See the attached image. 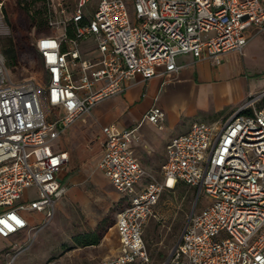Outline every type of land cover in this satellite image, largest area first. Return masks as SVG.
I'll use <instances>...</instances> for the list:
<instances>
[{"label":"built area","instance_id":"obj_1","mask_svg":"<svg viewBox=\"0 0 264 264\" xmlns=\"http://www.w3.org/2000/svg\"><path fill=\"white\" fill-rule=\"evenodd\" d=\"M51 1L50 25L60 34L36 40L45 72L41 81L13 82L0 51L3 239L31 227L23 212L43 215L40 227L53 218L66 192L60 176L69 164L59 139L96 105L124 93L136 78L163 77L166 85L180 71V56L219 66L223 54H242L251 33L264 32V0ZM56 14L64 17L57 20ZM88 41L95 47L82 50ZM261 101L264 92L220 126L195 122L172 138L160 181L131 148L137 128H102L104 152L96 168L124 198L114 225L117 254L99 264H152L146 226L163 192L180 183L196 189L197 199L204 193L208 204L190 214L164 264H264V104L256 106ZM144 119L162 129L166 113L156 103ZM28 189L36 194L27 198Z\"/></svg>","mask_w":264,"mask_h":264},{"label":"rangeland","instance_id":"obj_2","mask_svg":"<svg viewBox=\"0 0 264 264\" xmlns=\"http://www.w3.org/2000/svg\"><path fill=\"white\" fill-rule=\"evenodd\" d=\"M0 3L3 4L0 9V51L11 42L21 56L20 64L15 70L8 68L12 81H41L43 71L32 45L41 36L59 35L60 32L50 25L49 16L48 25L43 26L40 23L31 33L21 29L20 23L28 22L30 14H39L42 17L44 11L48 12L49 8H52V1L0 0ZM60 17L64 16H54L57 20ZM251 34L252 37L242 54L237 51L223 54V62L218 66L216 75L220 84L227 80L242 83V96L236 84L233 88L220 92L217 88L208 87L203 82L206 78L200 71L198 74L201 77L199 76L195 85L197 87L186 82L179 74L170 75L167 77L168 83L160 89L159 98L168 119L178 112L180 120L168 129L167 119L166 130L162 134L168 133L170 137L179 133L185 134L195 122L212 128L220 126L239 105L264 92V32ZM94 47L95 43L92 41L81 46L82 50ZM151 81L152 79L140 81L134 85L142 87L145 101L154 97L161 83V79L154 81L153 85ZM127 94L112 97L104 102L115 101ZM262 104L263 101L258 102L256 106ZM100 125L95 121H86L84 126L72 135L73 139H69L75 171L80 167L84 168L76 171L73 182L70 183L69 177L65 178L66 192L57 200L53 218L44 223V226H36L42 224L38 214L27 212V217L35 225L26 230L28 240L25 244L13 242L10 250L7 249L10 256L5 261H9L8 264H99L103 259L117 254L119 237L114 223L122 208L124 195L114 189L91 163L79 165L80 157L89 154L90 146L97 141ZM151 156V166H147V171L160 181L162 166L165 163L164 149L155 153L152 151ZM141 184L138 183L137 187ZM25 194L29 198L36 194V191L28 189ZM207 204L208 198L204 193L197 199L196 189L183 183L163 192L156 206V217L150 220L144 233L152 264L166 262L178 243L193 208L199 211ZM94 241L96 242L93 243Z\"/></svg>","mask_w":264,"mask_h":264},{"label":"crops","instance_id":"obj_3","mask_svg":"<svg viewBox=\"0 0 264 264\" xmlns=\"http://www.w3.org/2000/svg\"><path fill=\"white\" fill-rule=\"evenodd\" d=\"M222 62L223 61L221 60L220 65H222ZM177 65L180 67V71L178 74L182 76L186 80V82H190L193 87H197L195 85L197 79L201 77L198 74V71H200L205 76L206 80H204L203 82L206 83L208 87L217 88V90L220 92L227 89H231L236 84L237 85L236 88L241 93L240 94L241 96L244 92L243 84L237 80H234V82L232 80H227L223 84L218 83L216 80L217 78L216 75L218 73L219 68L218 66H215L212 62L198 60L194 58L192 55H185L177 58ZM160 79H161L160 86L153 98L150 97L151 99L145 101V99L143 98L144 93L142 94V87L134 86L135 83L141 81L140 78H136L127 85V90L121 94L123 95L125 93L126 94L128 93L126 96H124L123 98L116 99L115 101L101 102L92 109L91 115H86L81 117L75 124H73L66 131V133L59 139L58 142L59 149L68 152L69 155L68 167L66 168L64 173L60 176V181L61 183H63L64 186L67 185L65 183L66 177L70 178V183H71L74 180V174L76 173V171H80L84 168V167H80L78 170L75 171L76 168L74 167L75 163L73 161V156H71V152H70L71 146L69 139L70 140L73 139L72 135L77 132L78 128L84 126V123L86 121L87 122L95 121L101 125L99 126V135L97 141L90 146L89 154H86L84 156L82 155L80 157L79 159L80 166H85L88 163H91L92 166H94L95 168L97 167L98 161L104 152V137L102 134V128L109 125H115L119 131H124L130 128H137L136 139L133 141L131 148L136 158L138 159L139 163L146 170L148 174H151L147 171V166H151L152 151L155 153L156 151H160L161 149H164L165 160H166L168 143L172 138L182 134L179 133L173 137H170L168 133L162 134V132L166 130L167 127L166 123L168 119V114L164 109V107L162 106L159 98V92L162 87L164 78L163 77L153 78L151 81V85H153L154 81ZM156 103L160 105L166 113V120L162 129H159L158 127L154 126L153 124L149 123L144 119V116L147 113V111ZM241 105H239V107ZM168 120H169L168 129H170V127H174L176 124L179 123L180 120L179 113L177 112L174 116H172ZM96 146H99L101 148L100 153L95 158L89 160L88 162L82 165L81 161L84 158L88 157L91 154L92 150L96 148ZM102 176L104 177L103 174ZM26 214L27 212H23V216L30 222V226H34L35 224L33 223V221H31V219L27 217ZM38 215L43 220V215L41 214ZM27 234L28 233L25 230L7 239H3L0 237V264H8L9 261L6 262L5 259L8 256H10V254H8V251L10 250L9 248L12 247L13 242L25 244L28 240L26 236Z\"/></svg>","mask_w":264,"mask_h":264},{"label":"trees","instance_id":"obj_4","mask_svg":"<svg viewBox=\"0 0 264 264\" xmlns=\"http://www.w3.org/2000/svg\"><path fill=\"white\" fill-rule=\"evenodd\" d=\"M27 12L30 14L28 9H27ZM47 17H48L47 10L43 12L42 17L39 16V14H36V15L30 14V15H28V22L29 23L25 22V21L21 22L20 27H21V29L31 33L32 29L35 28L38 24L40 25V23H42L41 25H43V26L48 25ZM27 23H28V27H27ZM70 36L71 37L73 36L71 30H70ZM32 50H33L34 54L36 56H38V58L40 59L39 53L36 49V42L32 45ZM1 53L5 59V63H6L7 68H9L10 70H15L19 66L21 56H20V53L18 52V50L16 49V47L11 42H10V44L4 46ZM40 63H41L43 74H45V72L43 70V65H42L41 59H40ZM263 104H264V101H263ZM100 151H101V148L99 146H96V148H94V150H92L91 154L81 161V164L83 165L86 162H88L89 160L95 158L100 153ZM178 185L179 184H177L176 186H178ZM122 204H123V201H122ZM114 225H115V223H114ZM95 242L96 241H94L93 243H95ZM86 245H89V244H86Z\"/></svg>","mask_w":264,"mask_h":264},{"label":"snow or ice","instance_id":"obj_5","mask_svg":"<svg viewBox=\"0 0 264 264\" xmlns=\"http://www.w3.org/2000/svg\"><path fill=\"white\" fill-rule=\"evenodd\" d=\"M42 47H44V48H48V47H55V43L54 42H42ZM18 223L20 222V221H17Z\"/></svg>","mask_w":264,"mask_h":264},{"label":"water","instance_id":"obj_6","mask_svg":"<svg viewBox=\"0 0 264 264\" xmlns=\"http://www.w3.org/2000/svg\"><path fill=\"white\" fill-rule=\"evenodd\" d=\"M194 209H195V207L193 208V210H194ZM193 210H192V212H193ZM192 212H191V214H192ZM169 258H170V256L168 257V259H169ZM168 259H167V260H168Z\"/></svg>","mask_w":264,"mask_h":264}]
</instances>
